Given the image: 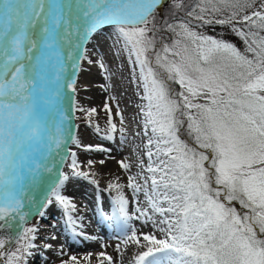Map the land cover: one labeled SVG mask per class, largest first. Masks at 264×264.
I'll use <instances>...</instances> for the list:
<instances>
[{"label":"snow or ice","instance_id":"6c2138e0","mask_svg":"<svg viewBox=\"0 0 264 264\" xmlns=\"http://www.w3.org/2000/svg\"><path fill=\"white\" fill-rule=\"evenodd\" d=\"M168 3L186 9L185 0H0V264H27L39 233L29 218H44L53 204L66 210L74 234L96 239L75 232L78 218L67 210L76 205L62 193L73 180L99 186L96 161L82 164L70 144L111 152L81 145L73 124L82 113L101 132L92 120L97 109L77 99L78 81L85 63L111 78L98 51L108 30L110 50L127 52L143 88L139 111L151 175L143 185L129 176L126 186L134 194L144 191L166 237L138 236L128 223L133 215L125 185L119 177L109 182L105 190L117 192L115 211L130 231L124 243L146 249L136 264H162L161 256L168 264H264V239L257 237V226L264 234V0H195L186 11L190 19L159 22L158 10ZM209 25L229 28L245 49L196 30ZM164 31L180 39L165 44L158 40ZM103 111L108 127L102 138L113 141L119 133L124 142L122 114L116 113L118 128L107 101ZM184 127L206 151L181 139ZM119 164L130 171V163ZM232 201L251 215L241 216ZM136 213L135 219L158 226L146 209ZM57 254H65L63 246ZM61 264L79 260L73 255Z\"/></svg>","mask_w":264,"mask_h":264},{"label":"rangeland","instance_id":"374dc122","mask_svg":"<svg viewBox=\"0 0 264 264\" xmlns=\"http://www.w3.org/2000/svg\"><path fill=\"white\" fill-rule=\"evenodd\" d=\"M185 4V10H176L172 7L171 4L170 11L165 5L163 8L158 10L157 20L159 22L168 20L171 23L190 19L187 17L186 11L190 10L191 7L194 6L195 0H185ZM196 30L218 38L223 37L224 39L235 44L236 47L241 51L245 49L243 40L235 35L229 28L220 25H209L203 28H197ZM110 31L111 30H108L103 34V38L100 41L102 47L98 49V51H100L104 55L105 63L107 64L111 73V78L109 80H105L104 76L101 74V70L95 64L87 65L85 63L84 68L86 70L80 73L78 81L82 87L77 99L79 100V103L84 107L88 108L90 106L89 108L95 107L97 109L103 121H100L96 115L92 117V120L95 123L99 122V126L100 124H102L100 128L101 132L97 133L92 127H89L85 122L82 113H76V117L78 118L73 120V124H79V127L75 129V131L77 132H75V135L80 141L81 145H101L104 148L109 147V149H111V154L106 152L96 153L95 151H84L83 148H77L76 145H69V147L73 151L77 152L78 160L82 164L86 165L88 160H94L96 161L95 166H99V161L104 160L105 164H108L110 166V172L107 173L104 177H101L102 180H98L96 178L99 181L98 187L92 183H89L87 180L79 179L71 181L65 187V189L67 187L72 189L71 196L70 194L68 195L64 190L62 193L66 196H69L72 203L76 205L75 211H72L71 209L67 210V212H70L74 218H76V216L79 218H84L81 213L86 214L89 208H91L92 206V201L94 203H96L97 201L95 206H99V209L103 208L104 215H106L105 213H108V218L110 220H107L106 218L102 220L106 230L100 229L98 224H92L91 228L93 231L88 234L85 233L82 227H78L81 230H78L77 233L83 232L86 236L90 237L93 235L92 233H94V231L98 229V234L93 236L96 237V239H86L81 235L74 234V231L72 229L73 224L68 221L66 210L62 206H58L56 204L51 205L49 208L55 211L54 215L47 211V215L44 218L30 217V225H36L39 228L38 236L42 237H45V234H48V231L46 229H49L51 227L60 228L65 223L71 225L70 229L66 230V233H64L65 238L63 236L58 237L59 239L61 238L60 240L64 242L65 239L67 240V242H65L67 244L63 246L65 254L61 256L57 254V251H49L47 249H44V244H42V247H40V249H38V247L31 249L33 254L28 257L27 264H61V260H68L69 257L73 255L78 258L79 264H136V256L146 249L145 247L139 246L133 242H129L127 244L124 243L126 236L130 235V231L128 227L125 226V224L121 229L116 227L119 223V217L117 216L115 211L116 205L112 200H109L110 207L107 204L108 196L115 195L117 194V192L115 190L103 191L100 189V187H104L105 189H107L104 186L105 184L102 183H105V181L112 179L115 174L120 175L123 180V185H125V187L123 188V193L124 195L126 194L125 197L127 196L126 199L129 201L127 209L129 214L133 215V219L128 222L129 225L137 230L138 236L141 233H144L155 235L157 239L166 238L165 234L159 230L160 227H164V225L159 224V221L162 219V217L158 213H153L144 191L134 194L132 189L126 186L128 184L129 176L136 177L138 182L143 185L144 177L151 175L147 172V166L151 161H149L146 155L147 138L143 135V117L139 111L140 106L142 105V103H144L141 100V97L143 95V88L142 86H140V81L137 79L139 75V69H134L133 64L128 59L127 52H117L114 49L110 50ZM159 39H162L163 43L171 45L173 41L180 38L175 36L170 31H164L158 37V40ZM184 43H188V41H183L182 46ZM169 55L171 58V54ZM93 59H95V56H93ZM91 74L95 76L93 81L89 78V75ZM84 85L87 86V91L83 90ZM101 85L107 87L108 90L105 91L104 88L101 87ZM171 86L176 92L183 91V89L178 84L173 83ZM106 101L111 107L113 122L116 123L118 128L120 127V116L116 115L117 111L119 110V112L123 116V126L126 129V139L124 142H121L119 133L115 134L116 138L113 141L102 138L108 127L107 113L103 111V106ZM180 136L181 139L185 142L187 140L189 141V143H186L190 147L196 148L197 151H206L198 148L194 136L188 135L186 127H184L180 131ZM206 154L208 153L206 152ZM153 159H155V157H153ZM121 160H125L126 162L131 164L130 171L121 169L119 164V161ZM65 170L67 171V168H65ZM148 187L150 191V185ZM81 203L83 204L81 205ZM56 207L59 209H55ZM137 207L146 209L149 216L152 217V220L156 221V224L158 226L154 227L151 221H149L148 223H144V218H141L139 220L135 219V215H138V213H136ZM231 207H234L241 216L245 214L251 215L250 209L242 207L239 201H232ZM87 219L88 217H85V220ZM80 237H82V239ZM257 237L259 239H264V234H261L259 232L258 226ZM73 239L78 241L77 245L72 242ZM84 240L88 241L91 247L85 249V247H83L86 244ZM46 241L38 237L35 243H46ZM141 244H147L146 241L142 240V237ZM14 247L15 245H13V248ZM89 253L91 254L90 257L88 256ZM100 253H104L105 255L101 256L99 255ZM107 257H111V261H109ZM161 260L162 264H168V258L166 256H161Z\"/></svg>","mask_w":264,"mask_h":264},{"label":"bare ground","instance_id":"6f19581e","mask_svg":"<svg viewBox=\"0 0 264 264\" xmlns=\"http://www.w3.org/2000/svg\"><path fill=\"white\" fill-rule=\"evenodd\" d=\"M93 74V73H92ZM89 75V78H90V80H92L93 81V79L95 78V76L94 75ZM89 87V86H88ZM82 93H83V90H82ZM78 98V97H77ZM93 100V99H92ZM90 101V100H89ZM87 104V103H86ZM93 104V103H92ZM89 106V105H88ZM90 107V106H89ZM88 107V108H89ZM97 118L100 120V121H103L102 120V117H101V115L98 113L97 115ZM99 123V122H98ZM101 123V122H100ZM79 125V124H78ZM104 125V124H103ZM101 126H102V124H100V128H101ZM76 132V131H75ZM77 133V132H76ZM106 148V147H105ZM109 148V147H108ZM96 153H100L99 151H95ZM110 154H111V152H110ZM117 155V154H116ZM103 159V158H102ZM112 167V166H111ZM92 171H94V172H96L97 173V176H96V178L99 180V179H101V177H104L107 173H109L110 172V166L108 165V164H103V165H99V166H94V168L92 169ZM129 173H131V172H129ZM142 174V173H141ZM146 174V173H145ZM143 176V175H142ZM145 176V175H144ZM116 177H119V183H121V184H123V180H122V178L120 177V175H117V174H115V176L112 178V179H109L108 181H105V183H102V184H105L104 186L107 188L108 187V184L109 183H107V182H111V181H115V179H116ZM102 180V179H101ZM126 182V181H125ZM100 189L101 190H103V191H107V190H105V188L104 187H100ZM64 191L69 195L70 194V196H71V192H72V189L71 188H66V189H64ZM117 194H115V195H110V196H108V202H107V204H108V206L110 205L109 204V202L112 200L113 201V198L116 196ZM126 195V194H125ZM127 197V196H126ZM104 200H105V198H104ZM110 200V201H109ZM96 203H97V201H96ZM96 203H94L93 201H92V206H91V208H89V210L87 211V213L85 214V213H81L82 215H83V217L84 218H79V217H77L76 216V218H78V219H76V221H77V226H76V228H75V230H76V233H77V231L78 230H81L80 228H78V227H82V229L85 231V233L86 234H88V233H91L93 230H92V224H98L99 225V227H100V229H103V230H106L105 229V226H104V224H103V221L102 220H104L105 219V215H104V217H103V208L102 209H99V206L98 207H96L95 206V204ZM83 203H81V205H82ZM89 204V203H88ZM138 206V205H137ZM110 207V206H109ZM113 208V207H112ZM55 209H59V208H55ZM48 212L49 213H51L52 215H54L55 213V211L53 210V209H51V208H49L48 209ZM131 212V211H130ZM86 215V216H85ZM81 216V215H80ZM110 216V215H109ZM85 217H88V219L87 220H85ZM107 220H110L109 218L107 219ZM106 221V220H105ZM107 222V221H106ZM70 226L71 225H69L68 223H65L63 226H61L60 228H57V227H51V228H49V229H46L47 231H48V234L46 235L45 234V237L43 236H38L39 238H41L42 240H44V241H46V243H50V244H52V245H55V244H57V243H59V241L56 239V240H51V239H48V237H50L52 234H55L56 235V237L58 238V237H61V236H63L64 237V233H66V230H69L70 229ZM94 226V225H93ZM155 227V226H154ZM72 229H73V227H72ZM51 231H52V233H51ZM104 233V232H103ZM93 234V233H92ZM91 234V235H92ZM77 235V234H76ZM116 235V234H115ZM93 236V235H92ZM83 238H84V236H82ZM82 237H80L81 239H82ZM65 238V237H64ZM59 239V238H58ZM61 239V238H60ZM69 240V239H68ZM85 241V246H83V247H85V249H87V248H89V247H91V245L88 243V241H86V240H84ZM65 242H67V240L65 239ZM75 245H77L78 244V241L77 240H74L73 239V241H72ZM83 242V241H82ZM67 244V243H66ZM82 249V248H81Z\"/></svg>","mask_w":264,"mask_h":264},{"label":"trees","instance_id":"16d2710c","mask_svg":"<svg viewBox=\"0 0 264 264\" xmlns=\"http://www.w3.org/2000/svg\"><path fill=\"white\" fill-rule=\"evenodd\" d=\"M189 5V4H188ZM166 7L169 9V11L171 10V3H168V4H166ZM187 143H189V141L187 140L186 141ZM191 142V141H190Z\"/></svg>","mask_w":264,"mask_h":264}]
</instances>
